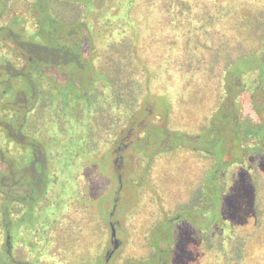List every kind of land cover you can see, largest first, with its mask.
<instances>
[{
	"label": "trees",
	"instance_id": "16d2710c",
	"mask_svg": "<svg viewBox=\"0 0 264 264\" xmlns=\"http://www.w3.org/2000/svg\"><path fill=\"white\" fill-rule=\"evenodd\" d=\"M8 1L0 0V13ZM23 1L36 31L21 38L10 21L0 25V43L5 37L21 51L0 54V154L10 173L0 170V227L5 213L16 211L5 186L16 181L18 169L5 148L18 141L20 118L74 110L104 117L108 130L113 117L130 116L145 100L160 112L155 102L164 95L174 99L177 82L176 90L198 98L204 110V101L223 99L218 114L242 111L249 117H242L245 123H238L231 139V169L215 183L208 168L200 170V205L207 216H181L178 223L172 216H125L131 206L122 204V252L129 253H122V264L127 257L133 264H161L154 252L164 248L172 250L174 264H264V0ZM57 65L77 74V88L46 75ZM80 67L86 74L76 72ZM33 125L25 123L27 131ZM166 201L177 211L187 206ZM198 224L199 239L193 231Z\"/></svg>",
	"mask_w": 264,
	"mask_h": 264
},
{
	"label": "flooded vegetation",
	"instance_id": "af4514ba",
	"mask_svg": "<svg viewBox=\"0 0 264 264\" xmlns=\"http://www.w3.org/2000/svg\"><path fill=\"white\" fill-rule=\"evenodd\" d=\"M5 4L0 25L10 21L21 38L36 31L23 0ZM4 40L1 55L21 52L15 43ZM69 69L57 65L46 75L77 88L79 78ZM173 93L174 99L155 102L161 105L160 112L154 102L145 100L130 116L113 117L108 130L104 117L74 110L60 114L56 109L49 117L40 113L17 117L23 119V130L18 141L5 148L9 156L14 154L18 169L16 181L5 186L7 194H14L16 211L10 208L2 219L1 264H122V253L129 255L122 252V204L125 210L131 206L125 216H172L176 223L181 216H207L200 205V170L208 168V179L215 183L222 170L231 169L234 148L230 142L238 133V123H245L242 117L249 115L242 111L218 114L217 105L223 99L204 101L209 105L204 110L198 98H184L182 88ZM25 123L34 124L32 132ZM8 162L0 154V170L7 176ZM166 200L187 202L186 209L177 211ZM193 229L199 239L200 224ZM78 230L80 237L73 235ZM167 249L154 254L161 264H174L169 256L173 252ZM123 261L133 264L129 257Z\"/></svg>",
	"mask_w": 264,
	"mask_h": 264
},
{
	"label": "rangeland",
	"instance_id": "374dc122",
	"mask_svg": "<svg viewBox=\"0 0 264 264\" xmlns=\"http://www.w3.org/2000/svg\"><path fill=\"white\" fill-rule=\"evenodd\" d=\"M76 72H78V73H84V74H86V70L84 71V69H82V67H80L79 69H77L76 70ZM177 84V82L175 83V84H173L172 86H171V88H173V89H177V87H178V85H176ZM170 86V83L168 82L167 83V86H162V87H169ZM163 98H164V100L167 98V95H164L163 96ZM167 182H169V180H167Z\"/></svg>",
	"mask_w": 264,
	"mask_h": 264
}]
</instances>
